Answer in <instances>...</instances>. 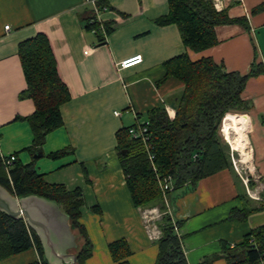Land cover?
I'll use <instances>...</instances> for the list:
<instances>
[{"label": "crops", "instance_id": "1", "mask_svg": "<svg viewBox=\"0 0 264 264\" xmlns=\"http://www.w3.org/2000/svg\"><path fill=\"white\" fill-rule=\"evenodd\" d=\"M263 1L221 0L219 10H227L231 18H246L247 26H215L217 44L200 52L187 49L190 59L211 57L227 71L241 74L248 73L254 64L261 66L264 74V10L254 11ZM108 2L109 8L99 12L98 19L112 23L113 29L100 43L96 32L86 28L84 14L87 6H92L88 0H0V152L15 155L23 164L34 161L29 151L34 134L23 117L32 114L35 106L31 98L21 96L27 84L19 47L43 33L50 40L58 73L71 98L62 106L63 126L48 134L42 155L34 161L35 168L51 184L83 189L81 222L93 245L85 264H115L109 243L119 239L130 249L128 264H152L158 248L131 200L117 156L116 133L145 121L147 111L160 105L174 117L172 99L184 85L165 76L163 64L185 47L175 24L155 22L168 12L167 0ZM137 54L141 63L117 67L121 60ZM241 97L251 104L245 111L247 116L228 113L225 118L231 115L239 125L235 134L240 143L232 147L244 150L248 131L257 173L256 181L249 177L255 181L253 194L257 196L247 194L249 205H258L264 200V75L248 78ZM62 149L69 152L61 158L50 157ZM244 188L246 191L245 184ZM237 193L234 174L225 169L201 179L193 190L174 201L175 217L183 221L179 234L189 264L221 254L223 243L232 247L264 224V209L250 214L246 221L228 219L232 208L243 206ZM33 262H41L36 247L0 260V264ZM213 264L226 261L218 256Z\"/></svg>", "mask_w": 264, "mask_h": 264}, {"label": "trees", "instance_id": "2", "mask_svg": "<svg viewBox=\"0 0 264 264\" xmlns=\"http://www.w3.org/2000/svg\"><path fill=\"white\" fill-rule=\"evenodd\" d=\"M167 2L168 12L155 22L159 25L175 24L185 51L164 62L165 76L176 78L184 88L172 99L175 108L173 118L169 117L163 105L148 110L145 115L152 158H149L143 142L129 134V128L138 122L117 131V156L127 189L135 207L152 204L161 200L159 179L169 176L173 189L168 192V199L174 203L193 190L201 179L227 169L234 174L237 198L243 203L241 208L231 209L228 219L246 221L250 214L264 209V200H259L258 205H249V196L234 169L229 146L219 135V125L227 112L245 113L250 108L251 104L241 95L248 78L263 69L252 64L246 74L227 71L211 57L191 60L187 49L200 52L210 48L218 42L215 26L229 23L247 26V20L229 17L227 10H217L212 0ZM96 8L98 11L94 5L87 6L84 20L86 28L96 32L100 43H103L113 27L112 23L100 21L98 13L109 8L108 0H97ZM261 10H264V1L254 9L255 12ZM19 56L27 84L21 96L31 98L35 106L32 114L23 117L30 123L34 134L29 151L32 154L43 153L48 134L64 124L62 106L70 100L71 94L58 73L52 46L45 34L40 33L22 42ZM261 121L264 123V117ZM68 152V149H62L50 157L61 158ZM34 161L23 164L16 157L8 165L0 152V183L17 197L37 194L56 201L70 215V224L77 236L78 247L74 250L78 256L77 264H85L92 256L93 245L81 222L85 205L83 189H68L63 184L47 182L45 175L36 170ZM248 185L252 187L255 182L249 179ZM262 197L264 199V192ZM182 223L168 214L158 222L162 234L155 240L158 252L152 264H189L183 251L182 236L178 233ZM34 247L41 262L31 264H48L39 237L25 220L12 218L0 211V260ZM109 253L115 264H128L127 258L131 254L123 239L110 242ZM218 256L223 257L226 264H263L264 224L253 228L232 247L223 243L221 254L206 256L196 264H213Z\"/></svg>", "mask_w": 264, "mask_h": 264}, {"label": "water", "instance_id": "3", "mask_svg": "<svg viewBox=\"0 0 264 264\" xmlns=\"http://www.w3.org/2000/svg\"><path fill=\"white\" fill-rule=\"evenodd\" d=\"M40 155L36 152L34 157ZM0 211L25 220L39 237L48 264H77L78 256L74 252L78 247L77 236L70 215L56 201L37 194L17 197L0 183Z\"/></svg>", "mask_w": 264, "mask_h": 264}, {"label": "built area", "instance_id": "4", "mask_svg": "<svg viewBox=\"0 0 264 264\" xmlns=\"http://www.w3.org/2000/svg\"><path fill=\"white\" fill-rule=\"evenodd\" d=\"M96 1L97 0H88V3L94 5L95 9L97 10ZM212 2L214 4V7L217 10H219L221 0H212ZM5 28L8 31V33L11 32V27L9 25H7ZM88 51L89 50H87L86 52H88ZM141 62H142V57H141V55L137 54V55L127 57V58L121 60L120 62L117 63V67L119 69L130 68V67L135 66ZM147 124H148L147 120L138 122L136 126H131L129 128V134L132 138H139L143 142L149 158H152V154L150 152L151 146H150V142H149V135L147 134ZM230 155H231L232 163L234 165L236 172L241 177L243 183L246 186L247 193L253 197V195L251 194V191L249 190V187H248L249 179L247 177H245L240 172V169L238 168V165L236 164V162L234 160L232 152L230 153ZM5 158H6V164H8V165L12 164V162H14V160L16 159L15 155L5 156ZM158 183H159L160 191L162 193V196H161V201L163 202L162 207H160V209H159V207H156V206L155 207L154 206L153 207H141V208L138 207V212L141 216L143 226H144L149 238L151 240H154V241L157 240L158 238H160V236L162 234L161 229L158 225L159 216H161L162 213H164L163 216L165 214H168L169 216L176 218L175 214H174V209L170 203V200L168 199V192H170L173 189V183H172L171 177L168 176L165 178H161V179H159ZM173 204L175 205V203H173ZM160 210H163V212L160 213ZM163 216H161V218ZM178 233H179V229H178Z\"/></svg>", "mask_w": 264, "mask_h": 264}, {"label": "rangeland", "instance_id": "5", "mask_svg": "<svg viewBox=\"0 0 264 264\" xmlns=\"http://www.w3.org/2000/svg\"><path fill=\"white\" fill-rule=\"evenodd\" d=\"M258 74L259 75H264L262 71H260ZM227 113H230V114H245V113H242V112H239V111H235V110L234 111H229ZM222 121H223V119L221 120V123L219 125V135L221 137L222 142L226 143L229 146V152L230 153L232 152L233 157H234V160H235L236 164L238 165V168L240 169V172L245 177H247L248 179H252L251 177H249V176H252L254 178V180L256 181L255 177H257V173H256L255 168L252 165V155H251V149H250V145H249L248 131L245 133V138H246V140H245L246 141V147H245V149L244 150H239L237 148L234 149L232 147V144L235 143V142L238 143L240 141V140H238L239 137L235 134L236 132L234 130H231L230 129V131H229V137L227 138L228 139L227 140L225 138V136H224V133L222 132V127H221V124L223 123ZM243 132H244V128H243V130H242L241 133L243 134ZM253 187H255V185L252 186V187L249 186V190L251 191V194L255 198L257 195H256V193L253 194ZM170 202H171L172 207H174L175 205L173 204V201L170 200ZM162 203L163 202L159 199L158 201H156V202H154L152 204L140 205V206H137V207H140L141 208V207H153V206L155 207L156 206V207H159V209H160V207H162ZM162 212H163V210H160V213H162ZM163 214L164 213H162L161 216H163ZM161 216H159V218H158V221L159 222L161 221Z\"/></svg>", "mask_w": 264, "mask_h": 264}, {"label": "bare ground", "instance_id": "6", "mask_svg": "<svg viewBox=\"0 0 264 264\" xmlns=\"http://www.w3.org/2000/svg\"><path fill=\"white\" fill-rule=\"evenodd\" d=\"M238 128H239V125H238L236 119L234 117H232L231 115H229L228 117H226V119L223 120L222 132L224 133L225 138H228L227 135L229 136L230 129L234 130V131H238ZM233 148L235 149V147H233Z\"/></svg>", "mask_w": 264, "mask_h": 264}]
</instances>
